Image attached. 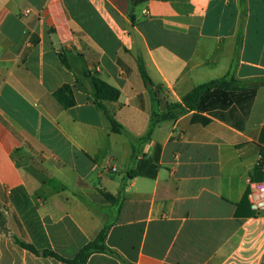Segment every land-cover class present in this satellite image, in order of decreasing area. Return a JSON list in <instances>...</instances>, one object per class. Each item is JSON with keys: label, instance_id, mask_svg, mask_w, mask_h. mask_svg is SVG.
<instances>
[{"label": "crops", "instance_id": "1", "mask_svg": "<svg viewBox=\"0 0 264 264\" xmlns=\"http://www.w3.org/2000/svg\"><path fill=\"white\" fill-rule=\"evenodd\" d=\"M230 70L264 79V0H0V264H64L21 243L74 258L108 220L114 254L87 264H264V215L243 202L264 181V86L243 128L178 113L132 158L154 91L180 103ZM93 78L119 91L102 103L128 135ZM139 165L118 211L105 194Z\"/></svg>", "mask_w": 264, "mask_h": 264}, {"label": "trees", "instance_id": "2", "mask_svg": "<svg viewBox=\"0 0 264 264\" xmlns=\"http://www.w3.org/2000/svg\"><path fill=\"white\" fill-rule=\"evenodd\" d=\"M140 70L146 84L150 85L151 81L145 75L144 69L140 67ZM93 85L95 88L96 105L98 108L104 110L110 123L111 131L128 135L126 129L105 109L102 103L106 100H117L119 97V91L99 78H93ZM260 86H264V79L256 80L253 85L246 86L237 80L233 71L230 70L222 78L214 79L196 86L182 97V102L180 103H168L160 97L158 91H154L155 104L150 118L148 131L144 136L139 138L129 135L133 144L132 158H135L136 156L137 145H140L151 138L153 130L159 122L173 120L177 117L178 113L188 111L209 112L226 122H232V119L238 116L241 123H236L235 125L239 128H243V123L247 120L250 114L256 92ZM55 96L64 108H69L74 105L72 89L69 85H65L56 91ZM141 168L142 166L139 165L137 169L128 172L126 178L121 184L117 196L105 194L106 200L112 205L117 206L118 211L121 209L125 201V186L127 179L138 175ZM247 198L248 195L244 197L243 202H247ZM112 225L113 221L108 220L96 238L81 248L74 258L70 259L64 258L50 250L39 252L33 246L24 243H21V245L34 253H42L47 256L55 257L64 264H87L89 258L94 253L114 254L106 245V239Z\"/></svg>", "mask_w": 264, "mask_h": 264}, {"label": "built area", "instance_id": "3", "mask_svg": "<svg viewBox=\"0 0 264 264\" xmlns=\"http://www.w3.org/2000/svg\"><path fill=\"white\" fill-rule=\"evenodd\" d=\"M248 193L251 208L256 215H264V181L250 180Z\"/></svg>", "mask_w": 264, "mask_h": 264}]
</instances>
